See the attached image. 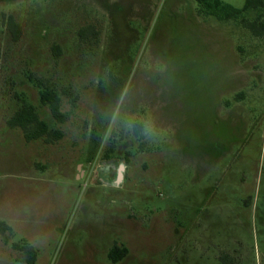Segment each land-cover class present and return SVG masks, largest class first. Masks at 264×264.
<instances>
[{"label": "rangeland", "instance_id": "1", "mask_svg": "<svg viewBox=\"0 0 264 264\" xmlns=\"http://www.w3.org/2000/svg\"><path fill=\"white\" fill-rule=\"evenodd\" d=\"M31 76L76 93L66 122ZM23 100L63 138L11 128ZM0 221V264H264V34L195 0H0Z\"/></svg>", "mask_w": 264, "mask_h": 264}, {"label": "trees", "instance_id": "2", "mask_svg": "<svg viewBox=\"0 0 264 264\" xmlns=\"http://www.w3.org/2000/svg\"><path fill=\"white\" fill-rule=\"evenodd\" d=\"M200 15L210 16L216 18L218 21H231L240 18L244 27L251 30L255 35L261 36L264 34V22L260 16L253 21L247 20L242 16L244 13L264 9V0H245L243 8H235L221 0H195ZM242 17V18H241ZM8 28L13 34L14 38L18 39L21 35L22 28L16 22L13 16L8 17ZM90 33L94 32L89 30ZM32 83L39 88V97L42 105L47 106L53 118L58 123L66 122L68 116L62 111V96L69 98L71 105L74 107L78 101V96L70 88H63L60 91L45 86L44 83L30 77ZM8 125L11 128H20L24 134L27 142H32L39 139H44L47 143H54L63 138L64 134L59 129H50L48 123L41 119L36 107L26 100H23L21 107L8 120ZM144 126L140 122L135 123L136 135L143 139ZM143 145V144H142ZM128 160V159H127ZM11 227L4 221H0V234L6 235ZM14 248L20 252L18 260L27 262L28 264H35L37 261V253L35 248L27 243L14 244ZM128 254L126 248H121L115 245L109 253V258L113 263H118L123 260ZM222 260H227V256L222 257ZM228 262L226 261L225 264Z\"/></svg>", "mask_w": 264, "mask_h": 264}, {"label": "water", "instance_id": "3", "mask_svg": "<svg viewBox=\"0 0 264 264\" xmlns=\"http://www.w3.org/2000/svg\"><path fill=\"white\" fill-rule=\"evenodd\" d=\"M124 171H125V164L122 163V164H120L119 169H118V181H117V184H120V182L122 181L123 176H124V174H123Z\"/></svg>", "mask_w": 264, "mask_h": 264}, {"label": "clouds", "instance_id": "4", "mask_svg": "<svg viewBox=\"0 0 264 264\" xmlns=\"http://www.w3.org/2000/svg\"><path fill=\"white\" fill-rule=\"evenodd\" d=\"M132 121H129V127H131ZM146 128L148 131H151L150 125L146 122Z\"/></svg>", "mask_w": 264, "mask_h": 264}]
</instances>
